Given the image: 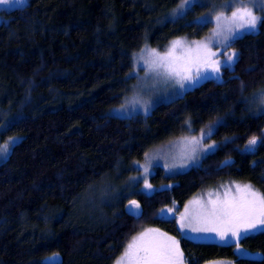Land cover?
Instances as JSON below:
<instances>
[{
    "label": "trees",
    "instance_id": "trees-1",
    "mask_svg": "<svg viewBox=\"0 0 264 264\" xmlns=\"http://www.w3.org/2000/svg\"><path fill=\"white\" fill-rule=\"evenodd\" d=\"M180 1L28 0L4 11L0 127L20 139L0 161V264H113L147 226L178 236L187 264H264V226L242 235L240 254L235 242L184 237L176 223L192 196L228 179L251 182L264 195V142L244 150L264 135V110L251 103L264 90V23L230 42L239 56L219 78L150 113H110L131 89L142 47L210 31V20L197 21L208 4L194 1L170 16ZM209 125L220 147L197 165L173 173L156 166L150 181L162 187L112 199L108 191L120 189L148 150ZM130 200L140 204L138 215L126 211ZM172 205L175 214L162 218L159 211Z\"/></svg>",
    "mask_w": 264,
    "mask_h": 264
},
{
    "label": "snow or ice",
    "instance_id": "snow-or-ice-1",
    "mask_svg": "<svg viewBox=\"0 0 264 264\" xmlns=\"http://www.w3.org/2000/svg\"><path fill=\"white\" fill-rule=\"evenodd\" d=\"M11 0H0V3H10ZM18 3L23 0H17ZM194 0H182L178 6L180 15L184 14L183 10L187 6H191ZM227 6L231 7V0H228ZM257 10H264V4L260 0H240V6L235 7L231 11L230 16H225L224 13H218L215 16L217 28L213 30V37H223L224 41H234L242 32L254 33L258 26L264 23V16L256 15ZM198 22H208L207 16L197 18ZM193 41L197 56L195 59L188 58L184 64H179L177 58L174 57L173 51L177 47H185L181 40L172 42V47L164 54L157 53L155 49L150 50L149 59L146 61L148 70L156 72L158 76L164 79H174L181 89L187 85L195 86L201 78H205L202 73L204 69H211L213 74H219L221 68H230L238 59L239 53L233 50L231 54L226 55L225 60H213L216 52L211 51L209 44ZM188 51H192L191 48ZM219 51V49H217ZM195 63L197 71L195 75L191 72V66ZM264 104V100L261 101ZM123 107V106H122ZM147 111V108L145 109ZM185 123H188L187 121ZM215 125L209 128L207 132H202L201 137H191L187 140L189 145V159H195V153L201 140L205 137H210L215 131ZM7 125L0 128V132L6 130ZM9 141L15 142L18 137H9ZM232 142V138H225V143ZM264 142V135L257 137L252 136L246 143L245 151L251 152L255 149L258 143ZM220 145L217 143L207 144L204 146V151L207 153L214 152ZM9 144L6 142L0 145V153H7ZM186 163V161H185ZM223 163L229 164V160ZM184 164H181L183 167ZM147 173L148 169L145 168ZM133 181L137 178L132 177ZM144 188L147 192L152 190V185L145 178ZM238 196L228 198V192H225L223 200L212 201L208 204L210 208L201 204L199 200H194L191 203L201 205L199 211L195 213L186 212L181 215V228H190L193 233H208L215 232L221 241L228 242L234 240L236 242L244 233L250 230H256L259 226H264V195L254 191L251 185H235ZM126 211L132 215H138L141 211V206L136 200H130L126 206ZM171 211V209H169ZM188 223L185 224V220ZM215 225H222L216 227ZM163 236L164 234H160ZM190 239H200L199 236L190 237ZM237 251H241L237 243ZM115 264H183V253L180 251L179 244L172 237L164 239L157 238L153 235V230H145L138 237H133L132 242L127 245L123 255L119 257Z\"/></svg>",
    "mask_w": 264,
    "mask_h": 264
},
{
    "label": "rangeland",
    "instance_id": "rangeland-1",
    "mask_svg": "<svg viewBox=\"0 0 264 264\" xmlns=\"http://www.w3.org/2000/svg\"><path fill=\"white\" fill-rule=\"evenodd\" d=\"M27 1L28 0H23V2L18 3L17 0H11L10 3H0V22L5 19V14H4L5 10H9L13 7H21L25 5ZM194 1L204 2L208 4V11L203 16H207L208 20L212 22V27L210 31L204 36L197 39H188L185 37H179L173 39L168 44H166L164 48L161 49L148 45L142 47V49H140L134 55V68L132 71L134 74V79L131 89L129 93L125 95L122 102L114 106L110 110V113L121 116H129L136 113H150L152 108L155 105H157L159 102L172 100L178 96L183 95L188 89L194 87L187 85L186 83V87L184 89H181L174 79L166 80L163 77L158 76L156 72L149 71L146 61L150 58L149 52L152 49H155L157 53L164 54L168 52L169 48L172 47V42L178 39L181 40L184 43L185 47H177L173 51L174 57L177 58V62L181 65L184 64V62L188 58L195 59V57L197 56V52L194 46L192 45L193 41L208 43L211 40L209 47L211 51L217 53L216 56L212 58L213 60H225L226 59L225 53L231 54V52L233 51V49L229 46L231 41H224L223 43H221L223 37L220 38L213 37L212 33L213 30L217 28V22L215 20V16L221 12L224 13L225 16H230L231 11L234 10L235 7L240 6V0H231V5H232L231 7L227 6L228 0H194ZM181 3L182 0L178 4V6ZM260 3L264 4V0H260ZM178 6L174 9V11L170 14V16L172 14L180 13V9ZM263 11L264 10H257L255 14L261 16L262 15L261 13ZM242 33H240L239 35H241ZM189 48H191L192 51H188ZM217 49H219V51H217ZM196 71H197V65L193 63L191 66V72L193 75H195ZM220 73L213 74L210 68L204 69L202 75L205 78H201L199 82L195 84V86L200 82H202L203 80H205L206 78H210V77L219 78ZM262 100H264V90H259L252 96L251 103L253 102L257 106V108H259V110L262 111L264 110V104L261 103ZM146 108L147 111L145 110ZM3 126L5 125L3 124ZM3 126H1L0 128H3ZM210 127H212V125L205 127L202 126L198 128L197 131L189 130L186 133H181L179 135L172 136L167 141L152 147L150 150H148V152L145 154L142 160H139L136 163L134 162L135 163L134 167H132L133 170L127 171L126 181L120 185V189L117 187H113V191L111 192L110 190L108 191L109 194H111L112 199H117L118 201L122 200V202H126L127 197L130 196L134 191L141 190L147 192L144 188L145 178L147 179L148 183L152 185V190L147 193L153 192L155 189H157V187H162L163 185L156 186L150 181V177L155 171L156 166H161L166 172L173 173L197 165L200 162L201 158L207 153L204 151V146L207 144H212L215 141L210 137H205L204 139H202L200 145L198 146L197 152L195 153L196 158L189 159L188 157L190 153H189V145L187 144V140L191 137L200 138L201 133L207 132ZM189 129H193V128L190 127ZM4 131L5 130L0 132V145H3L7 142L9 144V150L7 153H0V161L7 157V155L11 150L12 145L20 139L18 135L8 136L5 133H3ZM9 137H18V139L15 142H12L9 141L8 139ZM181 164H184V166L181 167ZM145 168L148 169L147 173L144 172ZM132 177H136L137 179L133 181L131 179ZM237 184L251 185L252 189L259 193V189L257 186H255L251 182L241 179H228L218 184L205 187L200 192L192 196L183 206L181 211L177 214L176 223L180 234L188 238L199 236L200 239H196V240H202V241L237 243L234 240H229L228 242L221 241L215 232L193 233L191 232L190 228L182 229L180 223L181 215L186 212V209L190 214L200 210L201 205H194L191 203L192 201L199 200L201 204L206 205L207 207L210 208L212 205L208 204L209 200L212 201L223 200L225 198L226 191L228 192L229 199L232 198L233 196H238L239 194L236 192V188H235V185ZM169 209H171V211H169ZM175 209H176V205L166 206L159 211V215L162 218H170L175 214ZM184 222L185 224H187L188 220L186 219ZM215 226L218 228L222 227V225H215ZM258 229H260V226L258 227ZM145 230H153V235H155L157 238L160 239H164L165 237L175 238V240L179 244L178 236L170 233L168 230L160 229L154 226H147L143 228L134 237H138L139 234L144 232ZM256 230H250V231H256ZM160 234H164V235L161 236ZM132 239L128 242V244L132 242ZM179 248H180V244H179ZM239 252L240 254H242L241 253L242 251ZM123 253L119 255L115 259V261L119 257H121ZM115 261L113 264H115ZM204 264H214V260L206 261ZM223 264H228L227 260L223 261Z\"/></svg>",
    "mask_w": 264,
    "mask_h": 264
},
{
    "label": "crops",
    "instance_id": "crops-1",
    "mask_svg": "<svg viewBox=\"0 0 264 264\" xmlns=\"http://www.w3.org/2000/svg\"><path fill=\"white\" fill-rule=\"evenodd\" d=\"M180 251L182 252V250L180 249ZM223 261L225 260H214V264H223ZM187 264L186 261H185V258H184V255H183V264ZM227 263L228 264H233L231 261L227 260Z\"/></svg>",
    "mask_w": 264,
    "mask_h": 264
},
{
    "label": "water",
    "instance_id": "water-1",
    "mask_svg": "<svg viewBox=\"0 0 264 264\" xmlns=\"http://www.w3.org/2000/svg\"><path fill=\"white\" fill-rule=\"evenodd\" d=\"M226 160H227V159H226ZM226 160H224V161H226ZM224 161H223V162H224ZM223 162H222L221 165H220L221 167H224V166L227 165V164H225V163H223Z\"/></svg>",
    "mask_w": 264,
    "mask_h": 264
}]
</instances>
